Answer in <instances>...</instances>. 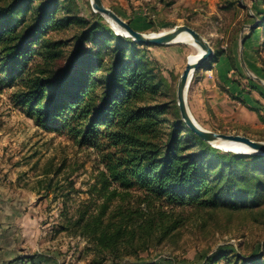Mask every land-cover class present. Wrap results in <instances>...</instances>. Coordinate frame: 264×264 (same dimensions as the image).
I'll return each mask as SVG.
<instances>
[{
  "label": "trees",
  "instance_id": "1",
  "mask_svg": "<svg viewBox=\"0 0 264 264\" xmlns=\"http://www.w3.org/2000/svg\"><path fill=\"white\" fill-rule=\"evenodd\" d=\"M62 11L60 0H0V63L29 117L101 152L102 169L69 222L89 241L93 261L140 260L180 229L176 207H261L264 156L221 152L179 117L168 120L166 84L137 60V48L146 46ZM254 19L264 26V14ZM71 27L67 40L49 35ZM219 261L254 264L228 253L206 264Z\"/></svg>",
  "mask_w": 264,
  "mask_h": 264
},
{
  "label": "rangeland",
  "instance_id": "2",
  "mask_svg": "<svg viewBox=\"0 0 264 264\" xmlns=\"http://www.w3.org/2000/svg\"><path fill=\"white\" fill-rule=\"evenodd\" d=\"M60 1L61 13L99 22L113 36L129 38L93 12L90 0ZM101 1L145 35L181 26L198 33L213 56L191 77L186 104L192 119L207 131L264 142V106L251 96L264 99V26L256 27L254 19L264 14V0ZM74 31L49 35L67 40ZM137 49L143 68L166 84L161 102L169 104L167 119L180 118L177 83L195 50L181 43ZM38 50L33 61L39 63ZM15 93L0 63V264H98L89 241L69 222L88 198L96 170L102 169L101 152L90 142L79 144L57 124L52 129L29 117ZM175 211L182 218L177 233L140 253L132 264H206L223 253L264 264V200L251 211L201 212L188 206Z\"/></svg>",
  "mask_w": 264,
  "mask_h": 264
},
{
  "label": "water",
  "instance_id": "3",
  "mask_svg": "<svg viewBox=\"0 0 264 264\" xmlns=\"http://www.w3.org/2000/svg\"><path fill=\"white\" fill-rule=\"evenodd\" d=\"M90 6L93 12L111 19L118 27L125 31L127 37L133 42L144 46H159L175 43L174 41L181 33L189 34L192 40L203 50V53L193 64L187 62L177 83L176 100L181 121L195 136L209 144L211 147L216 141H229L244 145L248 149L249 154L264 156V142L254 141L244 136L224 135L207 131L197 125L192 119L186 104L187 89L194 71L213 56L212 49L198 33L189 27L181 26L168 32L145 35L131 28V26L122 20L117 14L106 8L101 0H90ZM242 155H244V153Z\"/></svg>",
  "mask_w": 264,
  "mask_h": 264
},
{
  "label": "bare ground",
  "instance_id": "4",
  "mask_svg": "<svg viewBox=\"0 0 264 264\" xmlns=\"http://www.w3.org/2000/svg\"><path fill=\"white\" fill-rule=\"evenodd\" d=\"M107 21L110 23L111 27L114 29L116 34L121 35L123 37H127L125 31H123L120 27H118L111 19L107 18ZM160 34V33H159ZM175 43L187 44L191 46L195 50V54L191 55L187 58V62L193 64L198 60V58L203 53V50L197 45L191 38V36L187 33H181L177 39L174 41ZM213 148L219 149L222 152H231L234 154H249L248 149L240 144L229 141H216L212 144Z\"/></svg>",
  "mask_w": 264,
  "mask_h": 264
},
{
  "label": "crops",
  "instance_id": "5",
  "mask_svg": "<svg viewBox=\"0 0 264 264\" xmlns=\"http://www.w3.org/2000/svg\"><path fill=\"white\" fill-rule=\"evenodd\" d=\"M250 95V94H249ZM255 100H257L262 106H264V99L259 96H255V94H251Z\"/></svg>",
  "mask_w": 264,
  "mask_h": 264
}]
</instances>
